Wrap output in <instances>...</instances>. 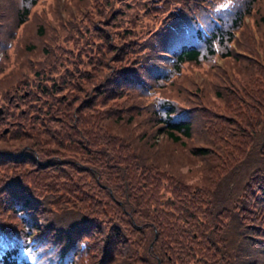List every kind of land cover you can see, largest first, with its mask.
Instances as JSON below:
<instances>
[{
	"label": "trees",
	"instance_id": "obj_1",
	"mask_svg": "<svg viewBox=\"0 0 264 264\" xmlns=\"http://www.w3.org/2000/svg\"><path fill=\"white\" fill-rule=\"evenodd\" d=\"M0 107V264H264V0H0Z\"/></svg>",
	"mask_w": 264,
	"mask_h": 264
},
{
	"label": "water",
	"instance_id": "obj_2",
	"mask_svg": "<svg viewBox=\"0 0 264 264\" xmlns=\"http://www.w3.org/2000/svg\"><path fill=\"white\" fill-rule=\"evenodd\" d=\"M2 111V107L0 108V112ZM5 130H7V128L5 129Z\"/></svg>",
	"mask_w": 264,
	"mask_h": 264
}]
</instances>
